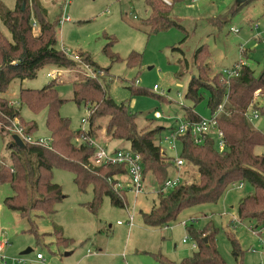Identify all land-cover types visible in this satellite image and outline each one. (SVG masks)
I'll use <instances>...</instances> for the list:
<instances>
[{"label":"rangeland","instance_id":"1","mask_svg":"<svg viewBox=\"0 0 264 264\" xmlns=\"http://www.w3.org/2000/svg\"><path fill=\"white\" fill-rule=\"evenodd\" d=\"M38 1L46 8L47 19L51 22H55L62 12L69 19L56 24V48L82 53L83 60L86 55L101 68H108L107 74L99 77L107 85V96L117 103H128L129 111L136 115L138 131L144 127H163L156 142L160 143L168 157H172L175 151L170 150L163 137L172 127L180 124L183 108L192 106L200 117L210 115L205 91L203 99L196 105L184 95L189 78L195 75L193 58L198 48L203 47L207 52L204 60L209 65L210 74L231 69L239 60H244L255 76L264 69V0H247L240 5V0H184L175 3L170 12V16L182 28L171 26L154 33H148V26L143 22L150 14L144 0ZM15 3L16 0H0V5L8 10L13 9ZM0 31L11 40L1 19ZM109 41H113L110 51L120 60L111 61L102 50ZM133 52L139 54V62L129 65L126 59ZM58 69L51 64L44 65L35 77L13 81L5 96L18 105L16 94L20 86L42 88L54 79L58 96L65 99L59 114L69 119V128L75 132L82 128V118L86 119L88 113L83 105L72 100L71 81L85 74L72 66L71 72L62 70L58 76H47V72L56 73ZM20 116L27 122L34 120L36 123L30 139L46 141L49 138L45 110L33 113L20 105ZM16 119L19 122V118ZM107 119L101 117L97 120L101 128L94 138L96 144L108 150L129 148L127 141H105L109 137L102 129ZM251 123L264 133V114L259 111V116ZM12 135L11 131H0V162L10 161L6 144ZM73 142L78 144L82 139L78 137ZM256 151L264 155L263 147H258ZM177 172L183 183L198 181L196 166L191 162L185 161ZM144 175L143 193L135 196L133 191L126 190V204L123 207L113 205L104 196L98 212L93 214L84 205L92 199L91 187L78 189L69 169L54 167L51 177L61 186L65 197L55 205V213L49 216L40 210L30 213L36 231H29L32 225L28 220L4 204L5 197L12 195V190L9 184H0V242H6L4 256L7 260L22 257L25 260L22 264H133L135 256L141 261L147 259L151 264H158L151 254L154 252L162 253L176 263L191 256L196 249L192 244H197V240L188 232L189 229L197 232L212 228L216 248L226 264H264V225H256L255 220L237 219L238 202L253 190L247 182L242 187L230 185L216 202L182 210L167 228L161 226L154 230H142L140 223L146 224L141 214L149 210L153 200L157 201L154 178L149 172ZM132 208V222L141 229L136 237L128 234L129 227L116 223V220L126 223L128 210ZM191 218L195 221L192 222ZM182 220L188 221L187 226L181 224ZM56 228L63 237H71L74 242L57 245ZM184 238L187 243L183 242ZM231 238L235 240L236 247ZM103 246L105 256L96 257L97 249ZM109 246V250L118 255L108 254L106 248ZM26 248L31 251L20 254ZM36 253H40L43 259H37Z\"/></svg>","mask_w":264,"mask_h":264},{"label":"trees","instance_id":"2","mask_svg":"<svg viewBox=\"0 0 264 264\" xmlns=\"http://www.w3.org/2000/svg\"><path fill=\"white\" fill-rule=\"evenodd\" d=\"M144 1L150 9V14L143 21L148 26V33L163 31L171 26L182 28L170 12L175 3L184 0ZM15 5L11 10L0 5V19L11 37L9 40L0 31V131H9L12 121L18 117L24 131L31 135L36 123L34 120L27 122L20 116V105H24L33 113L45 110V125L50 139L47 146L27 142L19 146L12 139L7 142L10 161L0 162V184H9L12 190V195L3 201L8 209L18 211L32 225L29 231H36L30 213L40 210L49 216L55 213V205L65 197L61 186L51 177L54 167L69 169L78 189L91 187L92 199L84 205L93 214L98 212L104 196L115 206H125L127 191L116 187V183L126 174V166L120 163L93 164L90 160L96 148L87 139L96 138L101 128L97 120L101 117L108 118L103 127L105 134L110 139L127 141L131 151L140 156L142 175L149 172L157 188L162 186L166 179L174 175L173 168L175 170L172 158L166 156L160 143L156 142L163 127H144L138 131L136 115L129 111L128 103H117L107 96V85L99 77L107 74L108 68H101L89 56L85 55L84 60L96 74L81 78L77 75L79 79L71 81L72 100L89 112L83 138L81 129L72 131L69 119L59 114L65 99L58 96L54 79L42 88L20 86L16 94L18 105L10 104L5 92L13 81L35 77L44 65L51 64L59 69L74 65L64 51L56 48L55 27L60 17L55 22L48 20L46 8L38 0H16ZM33 21L37 24L34 30L31 26ZM111 42L102 50L111 61L120 60L110 51ZM206 54L203 47L195 52V75L189 78L184 95L196 105L203 99L205 91L210 114L222 105V111L216 116V125L223 132L225 147L219 151L210 134H205L202 142H194L190 128L176 136L179 157L196 166L198 181L181 183L165 194L159 193L152 208L141 214L142 221L150 227L159 228L173 222L182 210L191 206L216 202L230 185L238 182H247L253 190L238 202L237 219L255 220L256 225H264V155L256 151L258 147L264 148V133L247 116L252 108L264 114V69L255 76L246 63L237 74L227 79L221 72L210 74L209 65L204 60ZM126 62L137 64L139 54L131 53ZM183 63L186 66L185 60ZM255 91L258 93L255 94ZM183 110L182 120H200L192 106ZM78 137L82 142L75 144L73 140ZM188 232L197 240V247L191 256L175 263L162 253L152 252L155 261L158 264H226L216 248L212 228L197 232L189 229ZM54 234L57 245L74 242L70 237H63L58 228ZM205 237L207 241H204ZM231 242L236 247L233 238Z\"/></svg>","mask_w":264,"mask_h":264},{"label":"built area","instance_id":"3","mask_svg":"<svg viewBox=\"0 0 264 264\" xmlns=\"http://www.w3.org/2000/svg\"><path fill=\"white\" fill-rule=\"evenodd\" d=\"M191 1L195 2L196 0H191ZM59 19L61 20V22L69 20L67 18V15H65L63 12ZM31 26L32 29L34 30L37 26L36 22L33 21ZM62 51H64V53L74 62L73 66H76L78 68L77 70L85 74V76L92 77L96 74V71L93 69V67L89 66L88 63H86L83 60V58H81L82 56L79 53L77 52L70 53L68 51H65L64 49ZM244 64H246L244 60H239L233 65V68L223 69L221 73L225 78L229 79L235 74H237L239 68ZM62 70L71 71V67L60 68L56 71V73L48 72L47 76L50 77L58 76ZM153 88L155 89L156 85ZM255 92L258 93L257 91ZM10 104L14 105V103L11 102ZM220 111H222V105H220L219 108H217V110L211 113L208 117H201L199 121L193 122L191 120L187 121L181 119L180 124L174 129L170 130L163 137V140L168 143L170 150L175 151V154H173V156L171 157L175 167V173L172 177L166 179L162 184V186L154 190L157 195L159 193L165 194L169 192L171 189H173L174 186L183 183L181 176L177 172L179 168H181V166L185 163V160L180 158L179 152H177L178 142H176V136L178 134H182L186 131V129L190 128L194 142L200 143L202 142L201 139L205 134H210L214 138V141L216 142V147L219 151L225 147L226 141H224L223 132L221 129H219L218 125H216V116L219 114ZM87 113L89 114L88 110ZM247 116L250 121L254 118H257L259 116L258 109L252 108ZM86 125H87V118L86 119L82 118V128H80L81 129L80 135L82 138H83V130H85L84 128ZM9 131H11L13 135L17 134L23 142H27V143H37L47 146L50 139L48 138L46 141L40 139H36V140L30 139V135H28L24 131L23 127L19 124L16 117L12 121V125L9 127ZM87 142L93 146L95 145L96 148L93 156L90 159L93 164L120 163L126 166V175H128L129 178L128 183L127 185H125L121 181H118L116 183V187L133 191L135 196L144 192L143 181L145 175H142V164L139 154L131 151L130 148H126V150H121V149L108 150L100 146L99 144H96V141L92 139H87ZM242 184H243L242 182H238L236 185H238V187H241ZM190 220L192 222L195 221L194 218L193 219L191 218ZM132 221H133V212L132 210H128L127 220H126L127 226H132L133 225ZM116 223L121 224V222L119 221H117ZM181 224L187 226L188 221L182 220ZM186 241H187L186 238H184L183 242ZM5 245H6L5 241L0 242V264H22L25 262V260L22 257H18L17 259L7 260L3 254ZM192 246L196 248L197 244L194 243L192 244ZM35 257L39 260L43 259V256L40 253H36Z\"/></svg>","mask_w":264,"mask_h":264},{"label":"crops","instance_id":"4","mask_svg":"<svg viewBox=\"0 0 264 264\" xmlns=\"http://www.w3.org/2000/svg\"><path fill=\"white\" fill-rule=\"evenodd\" d=\"M77 53H79V52H77ZM79 54H81L82 55V53H79ZM67 72H69V71H67ZM71 72V71H70ZM48 73V72H47ZM51 73V72H50ZM50 77V76H49ZM11 101H13V100H11ZM102 131L103 132H105V129H102ZM110 138H106L105 139V141H107V142H110ZM112 140H114V139H112ZM116 143H118V142H116ZM144 179H145V176H144ZM128 180H129V178H128V175H122L121 177H120V181L122 182V183H124L125 185H127V183H128ZM244 184H242V186H243ZM241 186V187H242ZM127 191H130V190H128L127 189ZM147 193H149V192H147ZM146 193V194H147ZM156 196H157V194L156 193H154ZM155 203V201L153 200L152 201V204H154ZM152 204L150 205V208H149V210L152 208ZM134 211V209L132 208V212ZM118 220H116V222H117ZM118 225H126V227L128 228V234L130 235H132V236H138L139 235V231H141V229L142 230H145V228H152L153 230L156 228V227H150V226H145V225H142V223H140L141 224V226H142V228L141 229H138L137 228V226H136V224H134L133 223V225L132 226H127V224L126 223H124V222H121V224H119V223H117ZM135 225V226H134ZM134 226V227H133ZM145 226V227H144ZM167 226H168V224L167 225H164V226H162V227H165V228H167ZM133 227V228H132ZM161 227V226H160ZM109 228H111V225H109ZM152 229H146V230H152ZM61 235H62V233H61ZM129 235H128V237H129ZM71 238V237H70ZM129 239V238H128ZM105 243H108V242H105ZM184 243H187V242H184ZM110 245V244H109ZM126 245V242H125V244H124V246ZM104 246H103V248H101V247H99L98 249H97V254H95L96 255V257L98 256V257H103V256H105V254L103 253L104 252ZM107 249V251L109 252L108 254H112V255H118L117 254V252H115V251H110L109 249H110V246L109 247H107L106 248ZM87 252H90L89 250L87 251ZM152 253V252H151ZM133 256V255H132ZM145 262H149L150 264H151V262L149 261V260H147V259H145V261H141V260H139V258L137 257V256H135L134 257V260L132 261V263L133 264H136V263H139V264H143V263H145ZM128 264H131V263H128Z\"/></svg>","mask_w":264,"mask_h":264},{"label":"water","instance_id":"5","mask_svg":"<svg viewBox=\"0 0 264 264\" xmlns=\"http://www.w3.org/2000/svg\"><path fill=\"white\" fill-rule=\"evenodd\" d=\"M247 0H240V3H243ZM24 7V5H23ZM12 140L14 143L18 144L19 146H23V141L20 139V137L17 134L12 135ZM204 241H207V237L204 238ZM31 251L30 248H26L20 252V254H27Z\"/></svg>","mask_w":264,"mask_h":264}]
</instances>
